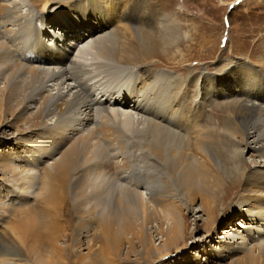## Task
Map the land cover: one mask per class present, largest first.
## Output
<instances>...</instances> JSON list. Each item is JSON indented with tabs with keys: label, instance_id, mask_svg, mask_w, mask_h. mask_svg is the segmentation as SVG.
Listing matches in <instances>:
<instances>
[{
	"label": "rangeland",
	"instance_id": "374dc122",
	"mask_svg": "<svg viewBox=\"0 0 264 264\" xmlns=\"http://www.w3.org/2000/svg\"><path fill=\"white\" fill-rule=\"evenodd\" d=\"M59 1L60 0L52 3L51 6L48 7L49 10L45 12L42 11V3L40 2L34 5L30 0L4 1L18 9L21 13H26L28 9L32 11L27 18L23 17L19 21L3 22L0 25L2 37L12 50L13 56L16 59L20 58V62H23V64L52 70V67L55 66L50 67V63L48 64L45 62V51L52 54L51 50L54 48L55 50H58V48L63 49L60 50V52L65 51L66 55L58 54L60 58H63L64 62H66L63 67H66L69 74L67 82L61 85V90L67 91V89L73 85L76 87L75 89H79L80 92L85 91V96L89 101L92 100V103L95 104L94 108L98 107L97 104L100 105V103H102L108 109L117 108L134 111L128 106L106 103L104 101L107 97L109 100L113 99L108 95L109 91L118 93V90L123 84H125V86L129 85L126 89L127 95H123L122 99L126 103H132L129 96L136 95L140 98L138 106H136L135 109L136 112L142 115L136 116V118L140 121L142 119L141 117H143L144 124L141 125L140 128L142 129L143 126L146 127L147 122L145 118H156L155 110L153 111V109H150L153 107L151 106L153 103L150 98L155 97L156 100H161L162 104H165V95L160 97V94L156 92V89H154L152 85H149V90H147L148 88L144 83H141V72L136 66L115 63L112 59L110 60L107 57L96 54L99 52V49L101 50V48L104 47V45H102L101 34L105 31L103 32L101 29L95 30L92 28V26H94L93 22L90 20L87 21L85 15H92L93 20L97 18V5L101 7L100 4L96 3L95 0H77L78 3L85 2L86 6L89 7L88 10H86L87 12L83 11L82 14L81 12L78 14L76 10H70L69 5L65 6V4L59 3ZM66 1L68 2L69 0ZM104 1L102 10L110 14L108 22L114 21L116 25L125 24L123 23L125 20H119V14L120 11L124 13L129 12L132 8L133 0H121L118 3V7L115 4V2H117L116 0H111L109 5L107 0ZM150 2L156 4L159 12L180 14V24L183 26L181 30L187 36L185 37L183 33L179 34L180 37H178V42L181 51L185 54V60H188L185 66L179 67L177 65L179 64L181 56L178 54L173 58L166 54H163L161 57L156 56L155 59H153L154 61L149 64L155 70L153 75L154 80H152L153 83L156 85L160 84L161 86L166 83V81L159 76L162 74H171L179 78L188 76V78H190L189 75L197 77L202 73H208L209 77L214 82L210 83V81L203 80L200 82V85L202 84L204 90H209V101L210 105L212 104L209 107V111L216 117V120L219 119V123H222L228 118V104L237 102L239 99L242 101L246 98H258L264 106V0H138L137 3L142 5V9L145 10L148 8ZM139 8H141V6L136 5L132 13L137 16L141 15V9L139 10ZM54 14L60 15L57 21L51 20L54 18ZM98 14L104 15L102 12ZM43 27H45V34L41 32V28L43 29ZM75 31L78 33L81 31H89L91 35H82L83 37L75 40L72 38L73 35L78 34ZM82 45H87L86 49H88V52H93L88 56V59L91 62L93 60V62L98 61L97 64L95 62L93 65L86 67L84 63L80 61V58L76 57L75 54L77 53H75L76 51L74 52V49ZM47 48H50V50H47ZM65 57L74 60L75 65L71 64L69 60L66 61ZM58 59L57 62L59 61ZM71 65L74 67L79 65L82 70L80 69L81 71L75 72L77 71L76 69L79 68L76 67V69H71ZM60 66L61 65L58 64L57 68ZM173 66H175V68ZM113 68H115L117 72H115V70L113 71ZM7 71H9V68L5 70V72ZM8 76L9 73H4L2 77L0 76L1 89L5 87V80L8 79L6 78ZM10 81L12 82L11 87L15 90L14 95L16 97L10 104L11 110L7 113L5 112V117H3L4 119L0 124V250H3V253L0 254V258L3 259L0 261V264H41L40 261H37V254L44 256V258H49L48 264H94L95 260L98 261L99 264H139L134 260V256H136L135 254L139 250L138 242H135L137 249H135L136 253H134V255L131 254V259L133 260H122L118 255L109 253V250H111L109 247L107 252L104 250L103 245L108 246V244L103 240L98 241V239L94 237L96 233L94 229L97 228V226L94 222L95 220L90 219V216L93 214L97 215V212L100 211L101 208L105 207L106 210H108L114 205V200L117 198L119 192L114 185L119 187L120 190L121 188L123 190L124 187L126 188L128 185L131 188L137 186L134 180H130L129 171L120 168L121 170L118 169L119 171L115 172L113 168L112 163L116 164L118 162V164H125L128 162L126 158L131 160L136 171H141H138V173L140 172V180L142 179L141 181L143 183L145 179H147L145 180L146 182L155 180L154 182L157 188L162 186L164 180L170 183L174 190L169 194L168 200L171 203L169 208H172L171 206H173V204H178L182 205L184 211L187 212V208L191 206L196 215H190L189 217V231L194 229L196 224H198L202 229L199 232L195 231V239L205 237L203 222L206 220V214L201 210L202 204L200 198H195L192 203L182 192L180 184L178 180H176V175V178H172L165 165L159 168L147 166L146 162H143V160H145L143 158L144 155H148L145 149L136 148L135 142L131 139L126 143L127 147L124 153L121 148L119 149L112 144L110 148V146L106 144V140L100 139L101 136H99V134H97V138H92L91 135L87 134L86 129L92 130L95 125L91 121H89V123L87 117H84L87 112L83 111V109H80L79 112L72 113L74 117L65 115L63 118H58L53 114H48L44 117V122L46 123L39 125L40 119L37 113L41 108L40 106L42 105L41 103L45 97V93H47L46 90L48 89L50 92H55V90H53V84L55 82L47 81L45 83V73L38 79L36 77L28 78L18 73L14 77L11 76ZM85 84H87L86 88ZM140 84H142L141 87L147 88L146 91L140 90ZM213 84H215L218 89L223 90V92H219L216 89L215 91H217V93H215L217 96L214 98V91L212 89ZM104 90L107 91L106 95H100L96 92H104ZM183 90L184 88H182V92ZM143 93L147 94L148 97ZM157 94L158 96H156ZM98 95L102 97L97 99ZM102 98H104L103 101ZM116 98L118 99L119 97ZM185 103L186 102H183V104ZM170 104L173 105L172 103ZM185 107L186 106H181V108L178 109L179 111H173L172 117L174 120L169 118V114L164 115V112L157 113V115L159 114L158 119L163 124L179 130V132H186L188 127L183 121H185V118H188V115ZM167 109H163V111ZM3 111L4 107H2L0 114H2ZM145 112H148V114ZM245 112L248 113L247 110ZM242 116H245V114ZM258 116L254 117V119H257ZM71 118L72 121L70 122ZM78 121L79 123H77ZM66 123L72 128L63 127ZM188 123H190V119ZM61 125L63 126L59 127ZM74 127L79 129L76 130ZM49 131L51 132L49 133ZM144 132L147 133V129H145ZM4 133L6 135H4ZM65 135L67 138H65ZM53 136L56 140L52 143L51 137ZM253 136L254 133H252L251 138L248 139L250 146H254V142L252 143L254 139ZM186 137H188V134H186ZM97 140L101 141L102 148L107 154L103 159L108 161L110 166H112L110 167L107 164L109 170L104 174L107 179L109 178V183L111 182L114 186L111 188V193H104L98 197L93 196L94 194H81V198V195H76L77 193H73L72 189L69 187H64L62 190L60 183L56 182L57 186L54 189L55 202L52 200L53 198L48 200V195L50 193H45V182L48 180L45 168H49V171L54 173L55 170L54 168L52 169L50 165L59 161L60 156L68 147L70 148V146L82 141L83 144L82 142L80 144H82L83 148L79 147L82 151V160L80 159L81 168H77L75 173L79 176L81 175V177L84 176L86 178L89 177L88 175L91 177V175L94 174L90 172L84 173V171L90 167L89 165L91 164L89 163H93L90 159L93 155V150L89 148L88 145L91 147ZM45 146L51 147L50 157H45ZM52 146H55V149H52ZM184 146L185 142L182 144V147ZM244 150L245 158L249 165H252L254 160L259 163L261 159L256 155L255 151L245 147ZM124 156L127 157L125 158ZM94 164L96 163L94 162ZM111 175L114 180L111 179ZM116 182L120 185H117ZM10 183H13L15 187L8 191L7 186ZM136 188L139 189L134 195L135 198H138V203L141 205L143 199L141 198L142 196L140 197V193L143 191L142 195L145 197V192H148L149 189L147 184H139ZM55 191H58V193ZM239 192H241V188L240 190H233L232 196L227 203L228 206L220 205L219 222H223L222 220L226 218L230 207L236 200V196L240 194ZM78 196L81 198L80 200ZM44 198L45 202L43 200ZM145 199L147 200V198ZM80 204L82 205L79 206ZM173 209L176 208L174 207ZM239 214L242 215V213ZM161 215L163 217L165 215L166 218H169L171 217V212L168 208L162 209ZM194 217L198 219L195 221ZM164 219V222H162L164 223V228H166L168 226V221ZM22 220L26 225L28 223L27 228L29 230V233L26 235L27 237L24 238V243L19 240L18 231L12 226L14 222ZM234 221L235 230L229 229V232L221 230V232L214 236L216 240L213 241V244H217V242L220 243L221 240H226L224 238L227 237L230 232L235 234L234 238L240 237L239 232L246 230V224L241 223V220L239 221L238 218ZM262 222L263 221L255 226L264 229V223ZM82 223H87L89 225L88 227L84 225V229L82 228ZM119 223H123V219H120ZM156 225V222L149 225L150 233H152L155 240L160 236L156 235ZM156 229L158 228L156 227ZM12 230L16 232L17 236L11 233ZM51 231L53 232L51 233ZM97 233L100 234V229H97ZM122 237L121 248L123 253H125L130 245L127 243L124 235ZM160 240V238L157 239V244L159 245H161ZM236 240L239 247H245L247 251L255 250V254L259 253L258 241H248L246 244H242L240 238ZM198 246L199 244L196 245L194 249H189V252H193L194 254L197 252L200 253ZM97 252L102 255H98V257L94 259V257L97 256L95 255ZM175 254L167 257V259L174 260V258H176ZM179 255L183 256V253H179ZM179 255L177 258L181 257ZM239 255H242V252L241 254L239 253ZM229 261V259H226L224 264H228Z\"/></svg>",
	"mask_w": 264,
	"mask_h": 264
},
{
	"label": "bare ground",
	"instance_id": "6f19581e",
	"mask_svg": "<svg viewBox=\"0 0 264 264\" xmlns=\"http://www.w3.org/2000/svg\"><path fill=\"white\" fill-rule=\"evenodd\" d=\"M4 1L5 0H0V25L3 22L19 21L23 17L27 18L32 13L31 9H28L26 13H21L18 9ZM30 1L34 5L38 2L42 3V11L44 12L49 10L48 7H50L52 3L58 2V0ZM110 1L111 0H107L108 5L110 4ZM116 1L115 4L118 7V3L121 0ZM95 2L101 6L99 7V5H97V18L93 20L92 15L86 14L85 16L87 21L90 20L93 22L94 26H92V28L95 30L101 29L103 32L105 31L101 34L102 45H104V47L101 48V50L99 49V52L96 54L107 57L110 60L112 59L115 63L136 66L141 72V83H144L147 88L149 85H152V87L156 89V92L160 94V97L165 95V104H162L161 100H156L155 97L150 98L153 103L151 105L153 107L150 109H153V111L155 110L156 118H145L147 126H143L142 129L140 128V126L144 124V119L141 117L142 121H139L136 118V116H141L142 114L140 115L135 109V107L138 106L140 98L136 95L129 96L132 103H126L122 99V96L126 94V89L129 85L125 86V84H123L118 90V93L109 91L108 95L113 99L109 100L107 97L105 99L102 98V101L104 99L106 103L128 106L134 111L117 108L108 109L100 102V105L97 104L98 107L94 108L95 104L92 103V100L89 101L85 96V91L80 92V90L75 89L76 87L73 85L69 87L67 91L61 90V85L67 82L69 74L66 67H63L66 62H64L63 58H60L59 55H66L65 51L60 52V50L63 49L58 48V50H55L54 48L51 50L52 54L45 51V59L44 57L43 59L46 63H50V67L55 66L52 67V70L26 65L23 64V62H20V58L16 59L13 56L12 50L8 47L6 41H4L0 30V76L2 77L4 73H9V76L6 77L8 79L5 80V87L2 89L0 88V112L2 107H4V111L0 114V124L4 119L3 117H5V114L11 110L10 104L16 97L14 95L15 90L11 87V76L14 77L19 73V75L28 78L36 77L38 79L45 73V83L47 81H54L53 90H55V92H50L48 89L46 90L47 93H45V97L41 103L42 105L40 106L41 108L37 113L40 119L39 125L46 123L44 122V117L48 114H53L58 118H63L65 115L68 117H74L72 113L79 112L80 109H83V111L87 112L84 117H87L88 122L91 121L95 125L94 128L92 127V130L86 129L87 134L91 135L92 138H97V134H99V136H101L100 139L106 140V144H108L110 148L112 144L119 149L121 148L124 153L125 148L127 147L126 143L132 139L135 142L134 144H136V148H143L147 151L148 155H144L143 158L145 160H143V162H146L147 166L158 168L165 165L172 178L177 177L176 180H178L182 192L192 203L195 198H200L202 204L201 210L206 214V220L203 222L205 237L195 239V231L199 232L202 228L200 225L196 224V227L189 231V217L190 215H196L194 209L189 206L187 212H185L182 208L183 206L178 204H173V206H171L172 208H169L171 204L168 200L169 194L174 190L170 183L164 180L162 186H159L158 188L154 182L155 180L146 182L145 180L147 179H145L143 183L141 181L142 179L140 180L139 175L141 171H136L131 160L126 158L127 156H124L128 160L127 163H112L115 172L121 169H126L130 172V180H134V183L137 185L136 187H138L139 184H147L149 191L145 192V197L142 195L143 191L140 193V197L142 196L141 198L143 199L140 205L138 203V198H135L134 195L139 188H136L134 185V188H131L128 185L126 188L123 186L124 189L122 190L121 188L120 190L119 187L114 185L119 192L117 198L115 200L113 199L114 205L111 206V209L106 210L104 207L97 212V215L93 214L90 216L91 220H95L94 222L97 226V228L94 229L96 232L94 237H96L98 241L103 240L108 244V246L103 245L106 252L110 248L111 250H109V253L118 255L122 260L131 261L133 260L131 259V254L134 255V253H136L135 242H138L139 250L135 254L136 256H134V260L139 264H224L226 259L230 260L228 264H264V229L255 226L259 225L261 221L264 223V106L261 101L258 98H241L243 99L242 101L239 99L237 102L228 104V118L222 123H219V119L216 120V117H214L209 111V107L212 105H210L209 101V90H204L202 84L200 85V82L203 80L210 81V83L214 82L211 80L208 73H202L197 77L189 75L190 78H188V76L179 78L174 77L171 74H162L159 76H161L166 83L161 86L160 84L156 85L152 82V80H154L153 75L155 70L149 64L154 61L153 59H155L156 56L161 57L163 54H166L173 58L178 54L181 56L179 64L177 65L179 67L185 66L188 61L187 59L185 60V54L181 51L178 42V37H180L179 34L183 33L181 30L183 26L180 24V14L159 12L156 4L153 2H150L148 8L143 10L142 5L137 3L138 0H133L132 8L129 11L130 14L129 12L124 13L123 11H120L119 20H125V22H123L125 24L116 25L114 21L108 22L110 14L102 10L105 1L95 0ZM59 3L65 4V6L69 5V9L76 10L78 14H80V12L82 14L83 11H86L89 8L86 6L85 2L78 3L77 0H69L68 2L66 0H60ZM136 5L141 6V8H139V10L141 9V15L139 16L132 13L134 8H136ZM99 12H102L104 15H99ZM58 18H60V15L54 14V18L51 20L57 21ZM44 28L45 27H43V29L41 28V32L45 34ZM82 35H91V33L89 31H81L78 34L73 35L72 38L78 40L83 37ZM183 35H185V37L187 36L184 33ZM86 46H79L74 49V52L76 51V57L80 58V61L84 63V66L89 67L96 61L93 62L94 60L91 59L93 60L91 62L88 59V56L93 52H88ZM47 50H50V48H47ZM57 59L59 60L58 62ZM67 60L75 65V61L71 58H66V61ZM58 64L61 65L59 68H57ZM73 65L70 66L71 69H76V67L79 68L76 69L77 71L75 72H79L80 69L82 70L79 65H76L75 67ZM173 67L175 68V66ZM7 68H9V71L5 72ZM114 70L117 72L115 68H113V71ZM142 84L139 85L140 90L146 91L147 88L141 87ZM86 86L87 84H85V88ZM182 88H184L183 92ZM212 89L214 91L213 98L217 96L216 89L219 92H223V90L218 89L215 84L212 85ZM147 90H149V88ZM96 92L100 95H106L107 93L105 90L104 92ZM156 96H158V94ZM101 97L98 95L97 99ZM116 97L119 98L117 99ZM183 102L186 103L183 104ZM181 106H186L185 110L190 119V123H188V118H185V121H183L188 127L187 131H184L185 133L179 132V130L163 124L158 119L159 114L157 115L158 112H164V115L169 114V118L173 119L172 113L176 112V110L179 111L178 109H180ZM163 109H167L165 110L166 112L163 111ZM246 110L248 113L245 112ZM145 113L148 114V112ZM243 114H245V116H242ZM256 116H258V118L254 119ZM71 121L72 118L70 122ZM77 123H79V121ZM62 126L63 125L59 127ZM63 127L68 128L70 126L66 123ZM74 128L76 130L79 129L77 127ZM145 129H147V133L144 132ZM50 132L51 131H49V133ZM252 133H254V139L252 141V143L254 142V146H250L248 140L251 138ZM186 134H188V137H186ZM4 135L6 134L4 133ZM65 138H67V136ZM51 139L52 143L56 140L54 136L51 137ZM183 142H185L184 147H182ZM80 143L77 142V144L70 146V148L68 147V149L60 156V160L55 164L53 163L50 165L52 166V169L54 168V173L50 172L49 168H45V173L48 178L45 182V193H50L48 195V200L52 198V200L55 199L54 189L57 186L56 182L60 183L62 190L64 187H69L72 189L73 193H77L76 195L94 194L93 196L98 197L104 193H111V188L114 186L111 182L109 183V178L107 179L104 175L106 171L109 170L108 165L110 166V163L103 159L107 154L103 150L100 140H97L91 147L88 145V147L93 150V155L90 157L93 163H89L91 165H89L90 167L87 168L84 173L90 172L94 175H91V177L88 175L89 177L85 178L83 175V177H81V175L79 176L75 173L77 168H81L80 161L82 160V151L79 147H82L83 142L82 144ZM48 146H45V157H50L51 147ZM244 147L256 152V155L261 159L259 163L255 160L252 165L247 163ZM52 149H55V146H52ZM94 162L96 164H94ZM138 171L140 172L138 173ZM111 179H113V176ZM118 184L119 183H117V185ZM13 187H15L13 183L8 184V191ZM240 188L241 192L236 196L233 205H230L231 207L226 218L222 220L223 222H219L220 205L228 206L227 203L232 196L233 190H240ZM55 192L58 193V191ZM81 198L78 196L79 200ZM145 198H147V200ZM43 200L45 202V198ZM174 207L176 209H173ZM166 208L171 212V217L169 218H166L165 215L163 217V214L161 215L162 209ZM239 213H242V215ZM194 218L195 221L198 219L197 217ZM236 218H238L239 221L241 220V223L246 224V230L239 232L240 237L234 238L235 234L230 232L229 235L224 238L226 240H221L220 243L216 241L217 244H213V241L216 240L214 236L221 232V230L224 232H229V229L235 230L234 220ZM120 219H123V223L121 224L119 223ZM163 219L168 221V226L166 228L163 226ZM153 222H156L158 225H156L158 229L155 227V232L156 235H160L159 238L161 239V245L157 244V239L159 238L155 240L152 233H150L149 225ZM82 225V228H84V225L88 227L89 224L82 223ZM12 226L13 228L15 227L14 229H17L18 238L24 243V238L27 237L26 235L29 233L27 228L28 223L26 225L22 220L14 222ZM97 229H100V234L97 233ZM52 232L53 231H51V233ZM11 233H14V235L17 236L14 230H12ZM123 235L126 238L127 243L130 245L125 253H123L121 248ZM238 238L241 239L242 244H246L248 241H258L259 253L255 254V250L247 251L245 247H239V245H237L238 242H236V239ZM198 244L200 253L197 252L194 254L193 252H189V249H194ZM241 252L242 255H239ZM1 253H3V250H0V254ZM179 253H183V256L179 255ZM173 254L176 256L174 260L167 259V257L172 256ZM95 255L97 256H95L94 259L102 254L97 252ZM178 255L181 257L177 258ZM1 260L3 259L0 258V261ZM37 261H40L41 264H48L49 258H44V256L37 254ZM94 264H99V262L95 260Z\"/></svg>",
	"mask_w": 264,
	"mask_h": 264
}]
</instances>
